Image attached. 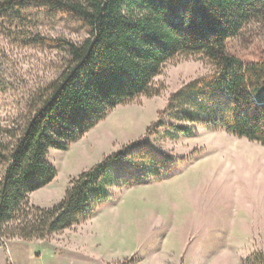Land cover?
Instances as JSON below:
<instances>
[{
    "label": "trees",
    "instance_id": "16d2710c",
    "mask_svg": "<svg viewBox=\"0 0 264 264\" xmlns=\"http://www.w3.org/2000/svg\"><path fill=\"white\" fill-rule=\"evenodd\" d=\"M28 6L81 20L89 36L33 38L65 56L58 75L0 125V238L45 239L92 217L109 188L177 173L147 134L72 178L56 204L28 200L56 175L49 150H67L115 106L159 94L155 77L176 57L204 55L216 71L170 93L178 124L159 119L149 129L177 138L202 126L264 146V58L245 62L227 47L245 25L264 24V0H0V18L22 17ZM244 264H264V255Z\"/></svg>",
    "mask_w": 264,
    "mask_h": 264
},
{
    "label": "rangeland",
    "instance_id": "374dc122",
    "mask_svg": "<svg viewBox=\"0 0 264 264\" xmlns=\"http://www.w3.org/2000/svg\"><path fill=\"white\" fill-rule=\"evenodd\" d=\"M23 12L0 18L2 126L62 67L63 50L33 38L82 42L89 36L81 20L65 14L47 15L33 6ZM227 47L242 61L263 59L264 24L245 25ZM215 71L204 55L176 57L155 77L159 94L115 106L67 150H49L56 175L28 196L42 208L56 204L79 173L147 134L179 170L109 188L92 217L45 239L0 238V264H244L253 254L264 255V146L202 126L177 138L149 129L159 119L178 124L169 117L170 93Z\"/></svg>",
    "mask_w": 264,
    "mask_h": 264
},
{
    "label": "crops",
    "instance_id": "0c3cea01",
    "mask_svg": "<svg viewBox=\"0 0 264 264\" xmlns=\"http://www.w3.org/2000/svg\"><path fill=\"white\" fill-rule=\"evenodd\" d=\"M15 262H16V261H15ZM17 264H20V263L17 262Z\"/></svg>",
    "mask_w": 264,
    "mask_h": 264
},
{
    "label": "bare ground",
    "instance_id": "6f19581e",
    "mask_svg": "<svg viewBox=\"0 0 264 264\" xmlns=\"http://www.w3.org/2000/svg\"><path fill=\"white\" fill-rule=\"evenodd\" d=\"M263 175V174H262Z\"/></svg>",
    "mask_w": 264,
    "mask_h": 264
}]
</instances>
